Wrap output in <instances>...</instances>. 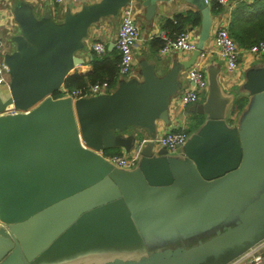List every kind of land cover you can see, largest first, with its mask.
<instances>
[{
    "label": "water",
    "instance_id": "95a60500",
    "mask_svg": "<svg viewBox=\"0 0 264 264\" xmlns=\"http://www.w3.org/2000/svg\"><path fill=\"white\" fill-rule=\"evenodd\" d=\"M130 1H137L150 20L158 3L169 0H100L67 13L61 22L37 19L26 4L14 9L20 34L12 37L13 50L2 54L9 82L6 92L0 90V264H18L20 259L31 264L25 252L35 246L32 224L105 183L118 189L131 221L140 210L165 228L147 241L133 224L145 241L141 257L124 249L102 264H230L264 241V176L258 188L245 180L247 173H264V65L245 73L243 89L252 98L236 127L225 121L233 99L223 94L216 69L205 65V96L190 107L199 117L197 129L175 151L177 156L165 148L152 150L156 122L169 124V110L177 106L172 99L184 82L181 74L210 37L213 20L204 0H183L200 14L189 59L176 61L164 73L165 64H143L141 82L123 81L110 94L77 99L61 95L66 77L83 63L78 52L90 26L116 16ZM131 127L145 129L151 138L143 141L136 130L126 134ZM137 146L135 165L129 169L102 154L112 148L128 154ZM127 186L158 202L149 211L145 206L134 210L124 195ZM242 193L248 203L237 207ZM226 220L234 221L233 226L221 229Z\"/></svg>",
    "mask_w": 264,
    "mask_h": 264
},
{
    "label": "crops",
    "instance_id": "0c3cea01",
    "mask_svg": "<svg viewBox=\"0 0 264 264\" xmlns=\"http://www.w3.org/2000/svg\"><path fill=\"white\" fill-rule=\"evenodd\" d=\"M99 1L100 0H78L72 3L70 0H65L64 3L56 5L52 0H0L1 46H9L6 51L2 48L3 50L1 49V52H11L14 48L12 37L20 34V29L13 19L14 9L19 5H29L37 19L47 16L51 17L56 22H61L67 13H76L84 6ZM244 1L246 3H251V0ZM136 3L137 1L134 2L136 11L141 13L144 18L146 26L145 34L147 33L148 36L143 39L140 38L136 43V49L134 51V60L136 63L134 64L132 75L127 77L118 76L119 82L117 86L119 83L131 79L141 82L143 64H165V68L162 70V73H164L173 63L187 60L192 54V52L172 51L166 55H160L159 49L161 47L160 43L162 36H169L171 33L168 29L163 27L164 23L167 20H172L175 15L184 17L188 11L196 12L195 7L183 0L159 2L155 16L147 20L145 18V9ZM234 3L235 2H229L227 0V5L224 6V12L212 17L213 22L210 37L204 45V48L211 50L206 58V66L216 69L218 73V82L223 94L231 95V100L233 99L232 101L230 100L231 103L225 112V121L230 127L237 126L241 113L250 104L252 98V96L243 89L246 71L251 67L264 65V57H254L247 53L246 50L239 49L240 57L238 69L232 73L228 79L223 76V73H225L223 62L219 56V52L213 46L212 33L218 26L228 25L230 11ZM118 24L119 13L116 16L101 18L97 23L90 26L87 36L84 39V48L78 52V55L83 59V63L76 66L72 70V73L76 72L85 75L91 72L92 67L89 61L92 59L91 54L93 50L91 48L94 42H101L109 51L115 50L114 46L112 48L109 47L111 44L114 45ZM185 29L190 32L193 42L196 43L199 25H187ZM151 50L157 53V55L159 54V57H154ZM140 53H144V55L141 58H137L136 55ZM187 70L188 69L181 74V77L184 79L180 89L182 91L191 87L190 83L185 78ZM5 89V86H0V90L3 93L6 92ZM204 96V93H201L199 100L202 101ZM240 99H243L244 103L241 108H237L236 102ZM174 101L177 102L175 97L172 99V103ZM190 107L191 105L183 107L180 103H177L176 108L171 106L169 110V124L157 121L154 137L156 138L163 135L167 129L181 128L179 124L184 123L188 117H191L188 123L190 127L188 131L187 129L186 131L188 134L194 132L199 125L198 123L195 126L194 122H197L196 119L199 117L191 113ZM176 112L182 114L180 116H175L174 114ZM135 130L140 134L142 139L151 138L150 134L142 128H128L126 134L133 133ZM160 149V147L155 145L152 150L156 153ZM134 150L139 151L140 147L137 146ZM117 151H120V149H117ZM169 154L177 156L179 152H169ZM110 185L109 183H105L91 193L85 195L84 198L81 197L82 199L79 198L62 203L58 207L42 215L41 218L43 219H37L29 229L34 236L35 246L29 247L25 252L31 264H102L114 253L122 252L124 249H128L132 257L133 255L141 257V245L145 241L140 239L136 232L137 229L134 228L133 224L141 227L144 231L146 240L161 234L165 227L162 223L158 224L156 218L144 216L139 212L140 210H136L135 208L144 209L145 206L144 211H149L158 200L137 196L136 192L132 190V186L125 187L124 195L129 204L136 210L131 221L124 204L118 200V189ZM163 189L164 188H159V191L162 192ZM34 227L40 229L36 230ZM64 228L65 230H63ZM60 231H62L61 234H58ZM58 235L60 236L57 239L51 240ZM50 240L52 244L49 245ZM133 245H135V248ZM250 251L260 253L263 256L264 241ZM18 264H24V261L20 259ZM261 264H264V257H262Z\"/></svg>",
    "mask_w": 264,
    "mask_h": 264
},
{
    "label": "built area",
    "instance_id": "2783aa9c",
    "mask_svg": "<svg viewBox=\"0 0 264 264\" xmlns=\"http://www.w3.org/2000/svg\"><path fill=\"white\" fill-rule=\"evenodd\" d=\"M65 0H52L56 5L64 3ZM72 3L78 0H70ZM211 0H204L205 4L210 3ZM262 1V0H257ZM217 2L223 6L227 5V0H217ZM135 10V4L133 1L128 2L119 10V24L117 35L114 41V48L119 54V61L117 64L118 76L128 75L136 63L134 60V51L136 49V43L138 41V32L134 22L133 13ZM163 44L159 49L161 55H166L172 51H180L190 53L195 49V43L191 38V34L188 31H184L176 35L174 38L169 36H162ZM212 41L214 48L219 52V56L223 62L224 72L230 75L238 69L240 50L233 39L229 36L226 25H220L212 33ZM1 37H0V86H7L9 82L8 68L4 64L1 52ZM92 50L97 54H102L105 51V46L96 41L92 45ZM211 50L203 48L200 52L194 64L185 73V78L191 87L184 90L180 98L175 96V99L181 105H189L199 101L200 94L206 91L207 81L204 74V66L206 65V58L210 54ZM247 53L254 57L264 56V41H260L252 45L246 50ZM113 90L109 88L106 81L96 82L89 85L83 90L68 91L64 88L61 90V94H70L73 99L87 98L94 96H101L112 93ZM13 112L12 109L8 110ZM188 133L184 129H178L176 131H167L159 137H154L151 141L160 148H165L168 152H175L181 145L184 144ZM145 139L143 141H148ZM133 153V154H132ZM138 151H132L128 154H113L106 156V159L113 165L129 169L135 165ZM262 255L250 251L242 257L234 260L230 264H261Z\"/></svg>",
    "mask_w": 264,
    "mask_h": 264
},
{
    "label": "trees",
    "instance_id": "16d2710c",
    "mask_svg": "<svg viewBox=\"0 0 264 264\" xmlns=\"http://www.w3.org/2000/svg\"><path fill=\"white\" fill-rule=\"evenodd\" d=\"M235 2L230 11V20L227 25L229 36L233 39L240 50H247L252 45L264 41V0L251 1L246 3L243 0H228ZM210 14L212 17L222 14L224 6L219 4L217 0H211L209 3ZM200 24L199 12L188 11L184 17L175 15L172 20H167L163 27L168 29L170 38H174L181 32L186 31L185 27L198 26ZM162 46L163 40L160 43ZM91 61L89 64L92 67L90 73L82 75L76 72L67 76L64 81V88L68 91L83 90L89 85L96 82L106 81L111 90H114L119 82L117 74V64L119 54L117 50H108L105 48L104 53L97 54L92 51ZM59 94L54 93L57 97ZM244 103L243 99L237 100L236 107L241 108ZM200 123L194 122L195 126ZM112 154H120L114 150ZM264 257V255L262 256Z\"/></svg>",
    "mask_w": 264,
    "mask_h": 264
},
{
    "label": "rangeland",
    "instance_id": "374dc122",
    "mask_svg": "<svg viewBox=\"0 0 264 264\" xmlns=\"http://www.w3.org/2000/svg\"><path fill=\"white\" fill-rule=\"evenodd\" d=\"M133 18H134V22H135V25H136V28H137V32H138V40L140 39V38H146L148 35H147V33L145 34V31H146V26H145V22H144V18H143V16H142V14L141 13H139V12H137L136 11V6H135V10H134V13H133ZM9 46L8 45H2V48L6 51V49L8 48ZM2 49V50H3ZM116 50V49H115ZM152 51V50H151ZM135 54V53H134ZM134 54H133V56H134ZM160 54V53H159ZM159 54L157 55V53H154L153 51H152V55L155 57H159ZM144 55V53H140V54H138V55H136V57L137 58H141L142 56ZM161 55V54H160ZM262 57H264V56H262ZM261 57V58H262ZM134 71V70H133ZM133 71H131L128 75H126V76H124V77H127V76H131L132 75V73H133ZM224 75V78H226V79H228V77L230 76V74L229 73H227V72H225V73H223ZM181 93H182V90H180L178 93H177V98H180V95H181ZM203 93V92H202ZM61 95H63V94H61ZM203 96V95H202ZM190 119H191V117H188L187 119H186V121L184 122V123H180L179 124V126L181 127V128H184V129H187V131H188V129H189V121H190ZM196 120H198V118L196 119ZM132 128V127H131ZM130 128V129H131ZM114 150H117V149H114V148H112V149H106L103 153L106 155V156H108V155H112V152H115ZM120 154H127V153H124V152H122L121 150L120 151H118ZM133 154V153H132ZM262 172V171H261ZM256 173V174H253V175H249L248 173H247V175H246V178H245V180H247V181H249V182H251L252 184H253V187H256V188H258V186L260 185V183H261V177H263L264 176V173L262 174V173ZM262 174V176H260ZM261 178V179H260ZM237 183H239V182H237ZM253 189H255V188H252V190L251 191H254ZM248 200H249V197L247 196V195H245V193H242V195H237V207H239L240 206V204H241V201H242V203H248ZM245 205H242V207L244 208V209H246L247 208V206H245ZM243 209V210H244ZM233 222L234 221H228V220H226V221H223L222 223H221V229L224 227V226H229V227H231V226H233ZM227 228V227H226Z\"/></svg>",
    "mask_w": 264,
    "mask_h": 264
},
{
    "label": "bare ground",
    "instance_id": "6f19581e",
    "mask_svg": "<svg viewBox=\"0 0 264 264\" xmlns=\"http://www.w3.org/2000/svg\"><path fill=\"white\" fill-rule=\"evenodd\" d=\"M243 1H244V0H243ZM251 1H257V0H251ZM226 28H227V25H226ZM189 68H190V67H189ZM189 68H188V69H189ZM190 85H191V83H190ZM185 90H186V89H185ZM206 90H207V89H206ZM183 91H184V90H183ZM183 91H182V92H183ZM205 93H206V91L204 92V95H205ZM199 101H200V100H199ZM199 101H198V102H199ZM198 102H196V103H198ZM177 103H178V102H177ZM193 104H195V103H193ZM190 105H192V104L185 105V106H190ZM182 106H183V105H182ZM183 107H184V106H183ZM178 129H181V128H178ZM178 129H171V130H172V131H176V130H178ZM182 129H184V128H182ZM184 130L186 131V129H184ZM167 131H170V130L167 129ZM167 131H166V132H167ZM166 132H165V133H166ZM186 132H187V131H186ZM187 133H188V132H187ZM102 154H103L104 157L106 158V155H105L104 153H102ZM112 155H113V154H112ZM248 252H249V251H248ZM248 252H246V253H248ZM246 253H245V254H246ZM245 254H244V255H245ZM242 256H243V255H242ZM242 256H241V257H242ZM239 258H240V257H239Z\"/></svg>",
    "mask_w": 264,
    "mask_h": 264
}]
</instances>
